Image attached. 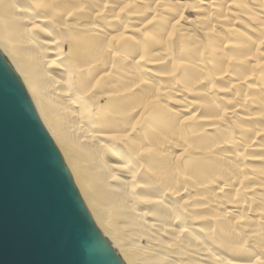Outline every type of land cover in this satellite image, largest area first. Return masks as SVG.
<instances>
[{
	"label": "bare ground",
	"instance_id": "obj_1",
	"mask_svg": "<svg viewBox=\"0 0 264 264\" xmlns=\"http://www.w3.org/2000/svg\"><path fill=\"white\" fill-rule=\"evenodd\" d=\"M192 2L0 0V54L123 264H264V0Z\"/></svg>",
	"mask_w": 264,
	"mask_h": 264
},
{
	"label": "water",
	"instance_id": "obj_2",
	"mask_svg": "<svg viewBox=\"0 0 264 264\" xmlns=\"http://www.w3.org/2000/svg\"><path fill=\"white\" fill-rule=\"evenodd\" d=\"M0 264H123L1 54Z\"/></svg>",
	"mask_w": 264,
	"mask_h": 264
},
{
	"label": "rangeland",
	"instance_id": "obj_3",
	"mask_svg": "<svg viewBox=\"0 0 264 264\" xmlns=\"http://www.w3.org/2000/svg\"><path fill=\"white\" fill-rule=\"evenodd\" d=\"M168 1H171V2H176V3H179L178 5H180V3L183 5V4H187V3H193L191 0L189 1V0H168ZM195 1H197V0H195ZM190 4H188V5H186V9H187V6H191ZM189 7H188V9H189ZM187 9V11L185 12L186 14H185V17H187V18H191V16H192V14L189 12V10ZM187 12H189V14L187 13ZM54 143V142H53ZM55 145V144H54ZM56 147V146H55Z\"/></svg>",
	"mask_w": 264,
	"mask_h": 264
}]
</instances>
